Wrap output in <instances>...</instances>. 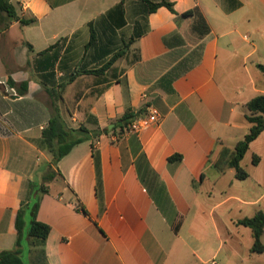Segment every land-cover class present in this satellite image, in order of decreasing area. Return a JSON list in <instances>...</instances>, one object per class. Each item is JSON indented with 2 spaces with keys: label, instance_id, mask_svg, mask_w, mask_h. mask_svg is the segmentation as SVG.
I'll list each match as a JSON object with an SVG mask.
<instances>
[{
  "label": "crops",
  "instance_id": "1",
  "mask_svg": "<svg viewBox=\"0 0 264 264\" xmlns=\"http://www.w3.org/2000/svg\"><path fill=\"white\" fill-rule=\"evenodd\" d=\"M168 1L175 13L146 16L127 0L122 16L112 11L122 0H11L20 19L36 21L9 28L0 12V252L14 250L28 182L40 184L52 160L41 146L54 112L47 87L62 92L57 106L70 128L110 131L54 168L61 176L38 212L51 227L48 264H241L233 245L242 237L254 255L253 232L238 222L264 211V132L245 156L247 180L208 163L218 142L234 149L249 133L247 104L264 95V0ZM126 45L103 75L83 72ZM10 79L29 82L28 93ZM149 110L160 116L149 128L122 127L125 115Z\"/></svg>",
  "mask_w": 264,
  "mask_h": 264
},
{
  "label": "trees",
  "instance_id": "2",
  "mask_svg": "<svg viewBox=\"0 0 264 264\" xmlns=\"http://www.w3.org/2000/svg\"><path fill=\"white\" fill-rule=\"evenodd\" d=\"M126 1L127 0H122V3L112 11H119L121 15L124 16V5ZM139 4L142 6L146 16L156 12L162 7H167L175 13L174 4L168 0H163L161 2L139 0ZM0 12L6 14L8 18V23L5 25L6 28H9L11 22L15 20H19L22 25H30L36 21L34 19H20L15 7L8 0H0ZM190 14L191 12L185 15L187 16ZM139 36L140 35H137L132 40ZM95 39V31L92 30V41ZM127 47L126 45V47L119 51L104 67L96 70H84L83 72L85 74L103 75L105 71L111 68L115 61L125 53ZM259 68L264 73V65H260ZM79 73H81V71ZM73 79L74 78H71L69 81ZM69 83L70 82H65L60 84L58 89L63 90ZM8 86L10 88H15L21 96H25L29 91V82L27 81L18 84L10 79L8 81ZM46 91L51 97L54 112L48 125L42 131L41 146L52 156V160L47 165L43 181L40 184L38 182H28L16 219L17 240L15 248L14 250L0 252V264H26L24 261L25 248L29 250L30 264H48L46 245L51 227L38 220V212L42 196L49 193L48 184L56 177L61 176L54 168L57 167L59 162L67 156L75 146L85 141L93 140L94 147L103 133L110 132L109 130L102 131L99 128L91 131L84 125L80 126L78 129L70 128L60 115L57 106L62 92H58L56 88L47 87ZM247 108L249 114L246 118L252 124L249 133L243 140L236 144L234 149H230L221 142H218L216 150L212 153L208 163L220 174H224L228 169H235L236 178L240 181H245L249 178V173L242 167V161L248 153L251 144L264 132V95L252 99L247 104ZM137 115L138 114L132 113L125 115L122 119V122H125V124L122 125V127H128V125L138 117ZM112 131L115 132V129ZM94 155L97 160V152H95ZM178 158L180 159L181 157L178 156ZM173 160L174 158H170V162ZM252 163L257 166L260 163V157L254 155ZM36 193L38 194L35 197ZM77 204L78 209L87 214L83 204L79 201ZM238 225L245 226L252 230L254 238L252 253H264V244L262 241L264 236V211H260L254 217L240 220Z\"/></svg>",
  "mask_w": 264,
  "mask_h": 264
},
{
  "label": "rangeland",
  "instance_id": "3",
  "mask_svg": "<svg viewBox=\"0 0 264 264\" xmlns=\"http://www.w3.org/2000/svg\"><path fill=\"white\" fill-rule=\"evenodd\" d=\"M60 101V99H59ZM47 102L49 105L52 104V100L51 99H47ZM25 108H28V106H26L25 104H20V105H17L15 107H13L11 109V115L10 117L13 118V116H15L16 114H19L21 111H24ZM252 158L251 155H248L247 157H245V159L243 160L242 162V167L244 168V165L247 164L250 159ZM246 170V169H245ZM241 184H244V183H241ZM240 191H242V193H245L246 190L245 189H241ZM249 230V229H248ZM263 244H264V238H263ZM198 245L200 244H196V243H192V247L194 248H198ZM233 246H235V248L238 249L241 257H242V262L241 264H250L252 262V258L251 256H254V260L258 259V258H261V261L264 263V255L261 256L260 254H257V253H253L254 255H251V251H250V247H251V243L249 242V239L247 237H242L241 239V243L239 244H234ZM229 254V248L226 246L222 251H221V257L222 258H225ZM24 261L26 264H30V259H29V250L28 248H25L24 250ZM220 261V260H219Z\"/></svg>",
  "mask_w": 264,
  "mask_h": 264
},
{
  "label": "built area",
  "instance_id": "4",
  "mask_svg": "<svg viewBox=\"0 0 264 264\" xmlns=\"http://www.w3.org/2000/svg\"><path fill=\"white\" fill-rule=\"evenodd\" d=\"M159 119L160 116L156 111L149 110L145 117L136 118L132 122L131 131L136 134H139L142 130L149 128L153 121H158ZM96 144H98V142Z\"/></svg>",
  "mask_w": 264,
  "mask_h": 264
},
{
  "label": "water",
  "instance_id": "5",
  "mask_svg": "<svg viewBox=\"0 0 264 264\" xmlns=\"http://www.w3.org/2000/svg\"><path fill=\"white\" fill-rule=\"evenodd\" d=\"M11 1V0H9ZM13 98H19V96H13ZM38 193L35 194V197L37 196Z\"/></svg>",
  "mask_w": 264,
  "mask_h": 264
}]
</instances>
